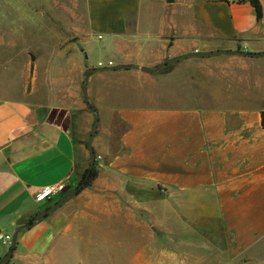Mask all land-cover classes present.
Segmentation results:
<instances>
[{"label":"crops","instance_id":"obj_1","mask_svg":"<svg viewBox=\"0 0 264 264\" xmlns=\"http://www.w3.org/2000/svg\"><path fill=\"white\" fill-rule=\"evenodd\" d=\"M82 1L80 42L102 41L106 57L85 87L101 123L98 174L38 223L17 226L48 202L35 201L37 189L64 184L59 199L81 177L74 139L51 116L82 109L79 84L93 68L71 60L68 87L49 69L38 81L31 56L20 63L31 84L0 98V236L17 231L7 264H264V55L234 54H264V0L259 15L248 0L164 2L175 12L162 0ZM38 2L49 19L67 0ZM216 51L225 53L138 70ZM213 242L222 262H211ZM8 250L0 242V260Z\"/></svg>","mask_w":264,"mask_h":264},{"label":"rangeland","instance_id":"obj_2","mask_svg":"<svg viewBox=\"0 0 264 264\" xmlns=\"http://www.w3.org/2000/svg\"><path fill=\"white\" fill-rule=\"evenodd\" d=\"M190 1L179 0V8L182 7V10L187 9ZM164 2L165 0H162L164 8L173 10V12L176 9L180 10L175 7L176 5L170 7L165 5ZM61 5L59 8H57L58 6L53 7L55 11L59 12V18L44 19L43 16L48 14L49 9L47 4L40 3L38 0H0V98H17L20 95L21 87L31 84L28 78L30 66L21 65L23 62H27L28 59L30 60L31 56L36 61L34 75H37L38 81L44 79L43 76L49 69L53 75L62 78L65 86L71 85L77 79L76 72L71 67L73 64V61L71 64V60H76V63L81 65H90L93 67L90 69H99L97 67L98 62L105 63L106 57L99 52L102 41L95 39L83 45L80 42V39L84 38L83 32L85 31L83 1L67 0L64 9ZM61 13H65L64 16H61ZM28 16L32 17L34 22L32 33L26 25L28 21L26 17ZM47 22L50 23L47 24ZM79 29L82 35L78 36ZM74 33L75 35H73ZM73 39L74 45L68 46L67 43H71ZM62 50H65V52L63 53ZM59 52L61 56L57 57ZM80 89L79 84L78 94L82 97ZM51 119L61 124L71 133L76 147V168L80 173H83L89 165L90 156L87 145L94 120L97 119L98 123L91 143L93 151V142L98 140L101 134V123H99L95 114L91 113L89 108L84 105V102L82 103V109L71 110L69 114L63 112L53 114ZM115 124L117 126L113 125V127H115L114 133L116 134L121 130V127L117 123ZM55 200L53 199V201ZM214 236L217 239L218 233L215 232ZM218 246L217 242L210 245L211 262L219 263L223 261L218 257H214L219 254ZM245 260L250 263L255 261L254 259H230L225 260V262L226 264H241Z\"/></svg>","mask_w":264,"mask_h":264},{"label":"water","instance_id":"obj_3","mask_svg":"<svg viewBox=\"0 0 264 264\" xmlns=\"http://www.w3.org/2000/svg\"><path fill=\"white\" fill-rule=\"evenodd\" d=\"M166 4H172L173 0H165ZM221 53H225L223 51H216V52H193L190 54H186L183 56H178L175 58H171V59H167L164 62H162L161 64H159L158 66H156L155 68H153L152 70H148V69H143V68H138V70H140L141 72L144 73H153L155 72L158 68H160L163 65H170V64H174L182 59H186V58H190V57H195V58H206V57H212L215 56L217 54H221ZM234 54L237 55H241V56H263L264 54H247V53H241V52H234ZM106 69V68H105ZM107 69H114V68H107ZM115 69H122V68H115ZM98 70H101V68L99 69H87L83 72L82 74V79L83 82L81 83V92H82V97H83V101L86 107L89 108L88 103L86 102V94H85V87H86V78L90 73L96 72ZM89 110L91 112H93V110L91 108H89ZM97 119L94 120L93 123V127H92V131H91V136H90V140L89 143L87 145V150L89 152V166H88V170L91 171L94 167L95 164V156H94V152L91 148V143L92 140L95 136L96 133V128H97ZM77 194V190L74 189L71 192H69L67 195H65L63 198H61L60 200H58L57 202H55L54 204L51 205V207H49L47 210L40 212L38 215H36L32 222L30 224H27L28 222L26 220H20L19 222H17V226L18 227H24V228H28L33 226L34 224L38 223L40 220H42L45 216H47L48 214L54 212L55 210H57L58 208H60L63 204H65L67 201H69L70 199H72L73 197H75ZM16 233L17 231L14 233V235L11 238V242H10V246H9V250L7 252V254L0 260V264H7V262L9 261V259L11 258L13 249H14V245H15V237H16Z\"/></svg>","mask_w":264,"mask_h":264},{"label":"trees","instance_id":"obj_4","mask_svg":"<svg viewBox=\"0 0 264 264\" xmlns=\"http://www.w3.org/2000/svg\"><path fill=\"white\" fill-rule=\"evenodd\" d=\"M248 1L251 4V6L255 9L257 15H259V6H258L257 1L256 0H248ZM163 66H166V65H163ZM261 128L264 130V112L261 114ZM97 174H98V171H97V168H96V163L94 164V167H93V169L91 171L88 170V167H87L86 170H84V172L81 174V177L78 180L76 186L74 187V189L77 190L76 196L80 192H82L84 189H87V188H89L91 186L92 182L96 179ZM58 200L48 201L45 204V206L42 208L41 212L47 210L49 207H51L52 204H54ZM45 217H47V216H45ZM32 220L33 219L30 218V220L28 221V224H30L32 222Z\"/></svg>","mask_w":264,"mask_h":264},{"label":"built area","instance_id":"obj_5","mask_svg":"<svg viewBox=\"0 0 264 264\" xmlns=\"http://www.w3.org/2000/svg\"><path fill=\"white\" fill-rule=\"evenodd\" d=\"M224 1L227 4H231V3L237 2L238 0H224ZM98 67L102 68L104 66L101 64H98ZM97 159H99V157H97ZM64 191H65V185L64 184L39 188L35 192V201L39 202V203L51 201V200H53V198L59 196ZM0 242L4 246L9 247L10 242H11V237L10 236H0Z\"/></svg>","mask_w":264,"mask_h":264}]
</instances>
